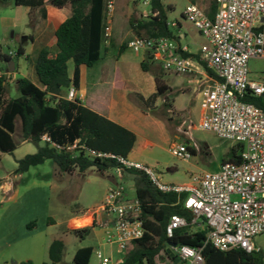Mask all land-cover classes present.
I'll list each match as a JSON object with an SVG mask.
<instances>
[{
    "label": "built area",
    "instance_id": "1",
    "mask_svg": "<svg viewBox=\"0 0 264 264\" xmlns=\"http://www.w3.org/2000/svg\"><path fill=\"white\" fill-rule=\"evenodd\" d=\"M216 11L211 18L198 4H189L183 18L204 39L197 54L184 56L190 46L171 37H136L128 49L143 52L150 63L162 70L183 76L200 77L202 109L200 126L222 140L242 145L241 161L223 163L216 172L194 173L190 183L172 185L163 182L151 167L129 158L86 148L80 140L61 146L45 135L44 143L58 150L78 154L86 152L91 158L112 159L121 170H137L148 176L163 193L184 195V208L193 216V225L208 229L207 243L221 251L243 249L258 252L254 239L264 234V109L246 99L264 98V81L252 78L250 61H264V0H214ZM152 0H145L151 6ZM116 0H106L105 43L113 38ZM176 28L178 22H170ZM8 56H18L10 51ZM8 66L0 69V77L10 76ZM68 100H84L75 87L68 91ZM178 160L192 159L186 143L173 144L169 149ZM101 209L115 217L108 243H116L122 251L145 236L142 205L137 199H125L123 187H112ZM184 217L173 215L166 232L169 237L187 227ZM179 264H203L202 249L177 246L173 249ZM101 264H111L108 257L98 253Z\"/></svg>",
    "mask_w": 264,
    "mask_h": 264
},
{
    "label": "trees",
    "instance_id": "2",
    "mask_svg": "<svg viewBox=\"0 0 264 264\" xmlns=\"http://www.w3.org/2000/svg\"><path fill=\"white\" fill-rule=\"evenodd\" d=\"M17 7L30 9L44 8L45 0H14ZM57 8L70 7L71 16L62 22L56 31L55 50L45 48L41 51L36 62V74L41 86L35 85L28 78L17 79L20 97L7 99L6 85L8 76L0 77V164L4 154H13L17 150L14 139L16 120L22 124L24 141L34 143L38 150L17 161L15 175L27 173L32 167L45 164L52 160L63 173H82L90 168H96L100 173L110 169H121V165L112 159L91 158L86 152L78 154L67 150H58L50 144L43 143L42 137L48 135L53 142L65 146L80 140L86 148L108 152L128 158L132 151L136 135L107 118L83 106L79 100H68L63 96L65 90L71 86L79 89L80 66L88 68L99 63L106 52L105 23L106 0H49ZM152 13L146 18L131 19L130 26L137 37H171L180 40L178 30L170 26L169 11L163 0H152ZM216 5L213 4L208 15L213 18ZM128 49V43L121 46L119 52ZM24 53L18 49V57ZM6 60L14 58L3 55ZM199 58L197 54H184ZM75 65L74 76L69 75V62ZM156 66L157 69H154ZM144 72L155 77L158 93L164 95L166 89L162 87L161 69L149 62L146 56L141 63ZM4 70V69H2ZM264 109V98L246 99ZM242 145L233 147L232 157L224 161L239 164L241 161ZM196 155L194 150H191ZM139 176L141 186L137 188V197L142 205V219L145 225V236L135 241L122 264H157L162 252L169 255L171 244L201 248L203 264H264V253L261 251L248 253L243 249L221 251L207 243L208 229L199 228L192 232L194 216L184 208V195L160 192L150 181L148 176L137 170H125ZM3 181L0 179V185ZM173 215L184 217L187 227L178 229L172 237L167 235L166 229ZM35 223L29 224L31 230ZM91 228L73 230L72 234L85 238ZM67 249L64 241L55 240L49 249L50 262L44 264H64ZM94 249L86 247L79 249L72 264H90ZM175 258V256H174ZM173 258V259H174ZM21 264H34L25 261Z\"/></svg>",
    "mask_w": 264,
    "mask_h": 264
},
{
    "label": "crops",
    "instance_id": "3",
    "mask_svg": "<svg viewBox=\"0 0 264 264\" xmlns=\"http://www.w3.org/2000/svg\"><path fill=\"white\" fill-rule=\"evenodd\" d=\"M45 1L46 5L44 8L35 9L17 7L14 2L15 11L24 9V14H21L22 20L20 19L19 22L16 20H11L10 22L12 28L21 29L24 15L28 14L32 17V27L22 31V43L19 46L24 51L20 57L26 60L28 66L22 65L21 60L16 61L13 59L15 69L13 72L10 71V76H13V80L17 74H20V78H28L39 87L41 84L36 74L37 59L43 49L55 50L57 28L71 16L70 7L60 9L52 6L49 0ZM163 2L168 8L173 10L171 5H167L164 0ZM213 4H215V1L210 6L205 4V7L209 9L208 12L206 10L207 13L210 12ZM205 7L203 8L205 9ZM139 9V4H132V11L140 13ZM141 12L139 19L149 16L148 14L144 15L143 11ZM151 13L152 10L149 11L150 15ZM183 14L184 11L181 14L182 18ZM126 18V25L128 23L127 26H130L131 17L126 15ZM183 20L188 23L184 18ZM176 22L180 24L178 30L180 41L183 44H187L186 40L191 35V29L185 28V25L178 20ZM126 25L118 33L120 40L117 39V27L113 26L112 47H118L120 50L121 46L133 37L131 30L126 29ZM29 42L31 47H26L25 45ZM110 49V46L107 45L103 58L107 56ZM124 52H119L120 59H122ZM197 52L191 51L193 54ZM145 58L146 55L144 54L140 65ZM68 66L69 75L72 79L75 71L74 62L70 61ZM6 67L7 64L0 66V69H6ZM103 73H106V70L94 71L85 65L80 66V81L79 89L77 90L84 95V100L81 101L83 106L136 135L137 139L128 155L129 159L153 168L160 175L163 182L167 184H189L190 177L194 174L192 169L196 168V166L191 160H177L171 155L169 149L173 144L179 143L188 144L190 149L194 150L196 154L197 149L193 144L189 143V140H191L190 133L186 137L180 133L179 127L181 123H178L176 118L172 117V114L184 119L185 114L192 111L202 101L201 91L204 87L200 84V81L196 80L195 76L167 75L161 69L162 87L166 89V92L164 95H160L153 74L145 72V75H149L148 78H144L145 84L152 83L153 87H144V85L136 86L132 84L127 75L118 66L113 70L110 79L105 77ZM68 91L65 90L63 92V96L66 98ZM186 97L189 98L187 99ZM179 98H181L180 103L182 105L185 104L184 106L179 104ZM187 103L188 106L186 105ZM163 105H169L170 109L167 106L165 112L154 114L155 110ZM169 110L174 113L171 114ZM22 139L24 138L22 137ZM22 141L23 143H29ZM44 144L43 142L41 146H44ZM51 161L48 160L44 165ZM52 168L57 178L56 183L34 185L43 189L50 185L54 188L56 195H58L59 199L56 205H58L57 212H59L60 216L58 218H48L47 231L63 227V237L58 239V237H54L47 232L48 234L44 238L41 237L40 240H35L33 235L37 227L30 230L25 219L22 220L18 218L19 216L10 215L8 216V222L4 225L6 228L0 233V264H12V260H14L13 264H21L29 260L33 261L34 264H44L47 262V257L49 258V249L55 240L64 241L66 249H68V241H72V237L75 236L72 231L83 228L92 229L89 235L86 236L91 237L92 242L87 246L78 247L72 257L73 260L79 249L91 247L95 251L96 248L105 249L106 247H112V244L108 243V234L113 231L115 217L101 209L108 191L112 187H123L126 201L132 202L138 199L137 188L141 186V184H138L139 176L128 171L110 169L105 173H100L96 168H90L84 173L75 170L73 173L68 174L61 172L55 163L52 164ZM49 176L41 175L40 178H49ZM125 180L129 184H126ZM75 202L79 205L76 210L72 209ZM46 209L48 210V208ZM5 240L9 242V249L7 250L3 249L1 245V242ZM254 244L259 251L264 253V234L256 237ZM163 253L159 257L161 260H157V264L167 261L169 264H179L170 253L169 255L166 254L167 258L162 256Z\"/></svg>",
    "mask_w": 264,
    "mask_h": 264
},
{
    "label": "rangeland",
    "instance_id": "4",
    "mask_svg": "<svg viewBox=\"0 0 264 264\" xmlns=\"http://www.w3.org/2000/svg\"><path fill=\"white\" fill-rule=\"evenodd\" d=\"M145 0H116L115 13L113 26L117 27V39L120 40L121 29L125 28L126 25V15L131 17V19H139L143 11L144 15H150L149 11L151 7H145ZM167 5H171L173 10L169 11V21H180L185 25V28L191 29V35L186 40V43L190 46L192 52H197L201 45L205 42L200 34L194 29L189 23H185L182 18V12L185 11L186 7L189 4H198L205 7V4L209 5L214 2V0H164ZM132 4H139L140 13L138 11H132ZM14 0H0V53L3 55H8L10 51L17 52L19 46L22 43V35L25 29L32 27V17L28 14H25L23 17L22 28H12L10 25L11 20L20 21L21 14H24L23 10L15 11ZM205 10L208 12V8L205 7ZM22 20V19H21ZM128 25V23H127ZM126 25V26H127ZM127 30H131L133 37L126 41L129 43L131 40L135 39L137 36L134 34L130 26L126 27ZM26 47H31V43H27ZM110 50L107 56H105L99 63H97L91 70L101 71L106 70V73H103L105 77H110L113 74L115 67H119L126 75L130 82L136 86L144 85L152 86V83L145 84L144 78H148L149 75H145V72L141 69L140 61L143 57V52H134L130 49L124 52L122 59L119 56L118 47H112L111 43L109 44ZM16 61L21 60L22 65L28 66L26 60L21 57L14 56ZM5 66L4 61H0V66ZM154 69H157L156 66H153ZM250 69L252 72V78L258 81H264V61L263 60H252L250 61ZM5 70V68H4ZM161 71V69H159ZM164 74L172 75V73L162 70ZM22 73V72H21ZM151 74V73H150ZM174 75V74H173ZM21 75L17 74L12 80L13 76H8V82L6 85V95L7 99L18 98L20 97V92L18 89L17 79ZM196 80H200V77L195 76ZM187 99L189 97H186ZM164 99V98H163ZM185 99V98H184ZM183 99V100H184ZM181 98H179V104ZM185 105V104H184ZM182 105V106H184ZM188 106V103L186 104ZM170 109L169 105H163L162 107L155 110L154 114L159 112H165L166 108ZM172 114V110H169ZM202 116V101L199 102L192 111H189L185 114L184 119L180 116L172 114V117H175L178 123H181L179 130L180 133L184 134L185 137L190 133L191 140L189 143L193 144L197 149V154L193 157L191 161L194 163L196 168L192 169L193 173H201L205 171L216 172L219 171L224 163L232 157L233 147L235 146L232 142L222 140L213 132L203 130L200 126ZM185 120V122H184ZM22 126L21 120H16V132L14 134V139L17 144V150L13 154H4L2 162L0 164V179L3 183L0 185V228L2 233L4 225L8 222V216H16L25 219L27 225L35 223L36 226L33 228L35 230L34 239L40 240L41 237L44 238L47 232H49L54 237L60 239L63 233V227L53 228L50 231H47V221L49 217L58 218L60 216L57 212L58 205V195H56L54 188L48 185L46 188L36 187L34 184H54L57 182L55 172L52 168V161L46 165H39L32 167L27 173L21 175H15V171L18 167L17 161L23 159L29 154H34L37 152L38 147L34 143H23L22 139ZM178 160V159H177ZM50 175L49 178H40V176ZM126 184H129L125 180ZM18 192V193H17ZM17 193V195H16ZM55 201V203H54ZM49 205V206H48ZM79 205L76 202L73 204L72 209H78ZM48 208V210L46 209ZM201 228L193 227L192 232ZM204 228V227H202ZM32 229V230H33ZM6 230V229H5ZM72 241H68V249L66 254V259L64 264L73 263V255L75 250L78 247L87 246L92 242L91 237H72ZM9 242L5 240L1 242L3 249H9ZM132 244L129 246L128 251L130 250ZM127 251V252H128ZM126 251H122L119 246L114 243L112 247H106L105 249H98L94 251L90 264H101V260L98 257V253H101L103 257H108L111 259V264H121L124 261ZM162 256L167 258L168 256L163 253ZM159 260H161L159 258ZM47 262H50V259L47 257ZM14 263V260L11 261ZM169 264V262H160V264Z\"/></svg>",
    "mask_w": 264,
    "mask_h": 264
},
{
    "label": "water",
    "instance_id": "5",
    "mask_svg": "<svg viewBox=\"0 0 264 264\" xmlns=\"http://www.w3.org/2000/svg\"><path fill=\"white\" fill-rule=\"evenodd\" d=\"M0 61H4L7 64L8 68H9V70L11 72L14 71V69H15V62L13 60H6V59H3L2 57H0ZM176 247H177L176 244H171L170 245V248L168 249V252L171 254V256H175V260L178 261V257L174 253V250H173Z\"/></svg>",
    "mask_w": 264,
    "mask_h": 264
}]
</instances>
